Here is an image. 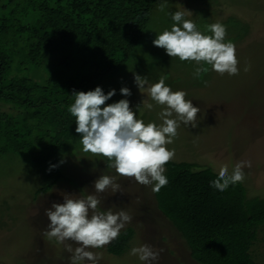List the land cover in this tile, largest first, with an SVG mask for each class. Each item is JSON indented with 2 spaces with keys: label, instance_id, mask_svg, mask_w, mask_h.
<instances>
[{
  "label": "rangeland",
  "instance_id": "rangeland-1",
  "mask_svg": "<svg viewBox=\"0 0 264 264\" xmlns=\"http://www.w3.org/2000/svg\"><path fill=\"white\" fill-rule=\"evenodd\" d=\"M162 2L164 0H160ZM166 3L163 11L157 7L143 43L130 62L103 83L105 94L116 90V95L106 105L128 99L137 119L159 126L162 120L158 114L163 106L149 100L153 109L142 107L138 111L137 106L142 105L147 96L139 91L133 73L146 78L149 84L159 82L161 75L167 76L166 86L173 91L186 92L185 99L192 100L193 105L201 109L196 118L197 126L181 122L178 135L166 146L174 150L171 161L194 163L216 173L227 164L230 174L236 163L250 161L251 167L242 169L245 176L242 183L248 198H264V0H213L209 7L201 0H166ZM178 10L186 11L185 19L193 21L205 35H212L205 31L206 25L220 23L226 27L225 42L231 41L236 47L238 75H220L202 62L209 71L196 77V62L170 57L163 48L153 45L157 33L171 30L175 22L170 13ZM249 64L250 71L245 72ZM122 87L129 88L131 96H123ZM64 155V173L70 180H63L48 193L39 195L37 192L43 185L40 174L31 171L19 158L7 157L1 162L0 264H71L72 254L66 248L71 245L75 249L78 245L70 240L60 243L45 235L50 223L45 210L54 202L63 203L67 194H72L73 198L96 195L100 201L99 211L123 209L132 217L120 231L127 227L136 231L123 256L110 255L108 244L87 249L102 254L98 264H149L130 255L133 247L143 244L160 253L150 264H197L158 210L153 185L145 186L134 178L120 176L114 168L107 167L110 163L107 158L84 152L81 143L65 150ZM100 175L112 177L120 190L113 192L108 188L97 193L93 185ZM263 239L264 232H260L254 251L261 263H264Z\"/></svg>",
  "mask_w": 264,
  "mask_h": 264
},
{
  "label": "trees",
  "instance_id": "trees-1",
  "mask_svg": "<svg viewBox=\"0 0 264 264\" xmlns=\"http://www.w3.org/2000/svg\"><path fill=\"white\" fill-rule=\"evenodd\" d=\"M159 3L0 0V165L7 157L23 160L43 179L38 195L70 180L64 152L81 139L68 111L73 92L102 88L120 73L143 43ZM164 167L168 183L155 192L156 205L191 259L264 264L254 256L264 232V198H248L242 182L219 191L210 185L218 173L194 163L170 160ZM135 233L127 227L107 252L123 256Z\"/></svg>",
  "mask_w": 264,
  "mask_h": 264
},
{
  "label": "clouds",
  "instance_id": "clouds-1",
  "mask_svg": "<svg viewBox=\"0 0 264 264\" xmlns=\"http://www.w3.org/2000/svg\"><path fill=\"white\" fill-rule=\"evenodd\" d=\"M166 6L164 0L159 5L160 11ZM170 15L175 23L171 30L157 33L154 46L163 48L170 57L196 62V77L209 71L203 64L211 66V70L220 75L239 74L236 47L231 41L225 42L224 25H206L205 31L212 35H205L193 21L185 19L186 11L178 10ZM250 67V64L246 65L244 71H250ZM133 75L139 91L147 96L142 105L137 106L138 111L142 107L152 110L153 103L149 100L163 106L158 114L162 120L159 126L155 122L145 124L143 120L137 119L128 99L106 105L116 95V90L105 94L99 86L87 92L74 91V103L68 111L76 118L75 131L81 137L84 152L102 155L110 162L107 167L114 168L120 176L134 178L145 186L153 185L152 190L159 192L168 183L164 165L175 154L174 150L170 151L166 146L173 143L181 122L186 126H197L196 118L201 109L194 106L192 100L185 99L186 92L173 91L166 86L167 76L161 75L159 82L149 84L140 74ZM120 92L125 97L131 96V90L127 87H122ZM245 166L250 168L251 162L236 163L230 174L227 164L222 165L218 177L210 182L211 187L225 191L230 185L243 182L245 176L242 169ZM54 167L56 165L51 166ZM93 186L97 193H103L108 188H112L113 192L120 190V185L107 175H100ZM99 203L96 195L73 198L72 194H67L63 203L54 202L45 210L50 221L45 235L60 243L70 240L78 245L75 249L71 245L66 248L72 254L71 264H82L83 261L98 264L102 254L87 249L106 246L118 237L126 223L131 222L132 217L125 210L99 211ZM159 254L148 244L133 247L130 252V255L138 256L140 261L149 264L157 260Z\"/></svg>",
  "mask_w": 264,
  "mask_h": 264
}]
</instances>
